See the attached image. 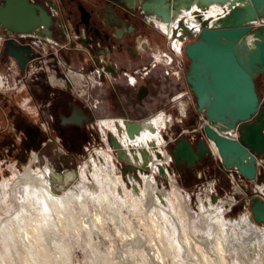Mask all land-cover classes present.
Instances as JSON below:
<instances>
[{
	"label": "rangeland",
	"instance_id": "1",
	"mask_svg": "<svg viewBox=\"0 0 264 264\" xmlns=\"http://www.w3.org/2000/svg\"><path fill=\"white\" fill-rule=\"evenodd\" d=\"M141 1L142 0H128V4L131 5L132 8H137L138 6H140ZM144 1L146 3H149L150 5H154V7L161 5L169 12H171V10H173V8L177 6V4L181 3L180 0H164L163 4H161V0ZM144 13L146 18L149 20L154 15L153 9L151 8L144 10ZM150 22L151 24L144 28V34L149 40L151 49L159 47L161 51H166L168 45L167 38L164 35V32L154 22H152L151 20ZM194 40V38L188 37L185 39V44L190 43ZM156 53L157 52H155V54ZM179 59L183 63V70L181 71V76L179 79H176L175 77L165 76L163 67L158 66L157 72H154L152 74V76L150 77L151 79L148 82L145 81L142 84L148 90L144 97H139V92L127 89L124 86H118V89L122 95V102L124 104L125 110L127 111V115L121 114L119 107L115 106V104L113 103V108L108 111L106 115L97 117V121L127 118L129 121H136L137 123H140L137 120L141 121L143 119H146L149 115L161 111L167 112L168 114H171L173 115V117L178 119L179 116L176 112V109L172 108L170 100L175 95L184 94L185 96L180 100L178 104L185 106L187 105L188 108L190 106V110L187 111L188 115L186 120H184L182 124H175L171 128V130L174 131V129L178 130L180 128L189 127L187 126L186 122L189 119L191 112H194L195 99L193 94L189 91V88L185 82V74L189 61L184 55V51L182 55L179 56ZM185 98L189 99L187 100ZM16 99L19 100L18 97ZM100 123L101 122H99V126ZM3 128H7V125L5 124V118L0 117V130H2ZM106 133V140H102L96 125L88 124L79 139L76 137V139L82 142L83 148L81 147L80 149L76 147L74 145L75 137H70L65 139L64 147L50 146L47 148H43L39 152L33 150L28 155V158L25 162H20L17 159H11L10 157L12 155L8 153L7 148L0 147V182L3 183L5 181H8L9 183H11L15 179L14 170L16 169L18 170V173H23L32 157L35 156L36 161L31 165V168L35 171H40L41 169L43 170L47 166V168L51 169L54 172V177L55 175L62 177L64 174L70 172L76 174L77 177L68 184L62 182V178L57 179L53 176L50 177V182L52 184V187L54 188V194H56L57 196H62L70 193L71 191L73 192L75 186L79 185L80 168L84 167L85 163L88 162L90 158L96 159L95 151L101 150L109 153V155L111 156V160L115 164L116 168L120 171L119 174L121 175L118 176L122 182V186L124 187V185H126L127 191H131L133 188L141 189L140 187H143V185L139 175L141 173L149 174V167L138 166L132 160L130 155H128L127 159H119L115 150L109 143V137L111 134L107 130ZM124 151L127 152L126 150ZM17 154L20 155L19 153ZM192 171L194 172V170ZM171 173L175 175L174 179L176 181V184L180 188L187 190L189 193H191L192 191H196L195 188L197 186L204 185V188L207 187V182H205L206 179L198 181V179L192 174V172L188 174L187 172H183L182 169L176 170L171 165ZM93 174V169H90L87 172V178L92 183L95 181ZM213 176L214 175H211L210 177L213 178ZM158 180H160V182H162L163 185L166 186V189H169V186L167 185L168 181L163 180L162 178H158ZM131 181L135 182L136 186H132L130 184ZM220 185L221 190L219 189V192H216L217 194L216 196H214L215 198H221L223 195H225V192H228L230 190L231 185L228 182L223 183L221 181ZM139 189L137 191V194H132L134 198H141V195L144 194L141 191L143 189H141L140 191ZM89 190H82L81 192L77 190L76 192H79L77 197L82 195L86 200L83 202L82 199H79L77 197L72 199L71 202L65 206L64 209H66L67 211L62 213L61 217V212H59L57 208H55L48 202V213L50 214L49 220L51 222L44 227H38V231L33 233L32 238L29 239L28 242L22 241L19 237L23 232V228L21 229L19 227H13V225H9L10 228H13L10 230H4L2 227H0V230L2 228V230L0 231V264H160L159 262H162V264H229V262H231V260L234 258H232L233 251L231 248L235 247L234 245L236 244L232 246L231 240L230 242L227 240L225 242L226 245L224 243V245H222L223 248L225 247L224 251L228 249L227 252L225 251L226 253H223L228 257H223V259L220 255L222 253L219 254V251L215 249L217 247L216 240L219 237L218 230H216L214 224H208V221L210 219L208 218L206 212L204 213V217H206L208 220L204 218V226L208 224V226L206 227L212 226L211 228H214L212 230L217 231H215L216 235H214V237H211L210 240L206 241L204 239V244L207 247H203L202 245H200L201 249L204 250V256L210 257V261L208 262L206 261L205 257H201L202 259L199 257V255L197 254L200 253L199 250L196 253V250L191 249L193 245H190L189 247L191 250L188 247L184 248L183 251L187 250L186 257L183 258L182 256H176V250L174 249V247L170 246V242L168 243V228L163 227V225L160 223L159 224L161 228L155 225L157 223L154 224V222H156V220L154 221L155 218L157 219V221L159 220L158 216H155L154 219H152L154 216L153 212L155 207L151 209L149 207V203L147 201L141 203V199H134L133 203V198H131L128 204L123 207L122 213H120L122 215L120 216V214L116 213V215L118 214V216L120 217L117 220L115 219V221H111L109 219L112 213L111 211L101 210L100 214L102 220L100 222H97V227L96 225L93 226L92 220H94L95 217V211L93 210V208L95 207V205H97L96 198L100 197L99 199H101V194L100 192L93 193L92 190V192H90ZM121 194L123 198L122 201H124L126 197L123 193ZM205 197L208 198L207 192ZM31 199H33L32 207H35L36 211H34L33 213L31 212L32 209H28L27 212H25L27 216L24 217L23 220V213L21 214L16 212L17 206L14 202L9 199L6 204L1 203L0 225H4V223L1 221L4 218H7L8 215L11 216L13 214H16L14 218L17 225L31 223V221H33V218H35L34 220H36L38 226H40L44 221L41 218V214H39V210L41 209V206H44V203L38 201L36 198H34V196H32ZM2 200L3 198L0 197V201ZM126 200L128 201L129 199ZM236 200L238 201V203L233 206L228 212L224 210L223 213L224 219L231 222L242 221V218L248 215V209L243 206V202L240 201L239 198H237ZM172 201L173 204H175L174 198L172 199ZM215 201L216 200L212 198L211 202L209 203L213 205ZM25 202H28L27 198ZM131 205H134L137 209ZM142 205H144L145 207L143 206V209H140L142 208ZM197 205V199L193 195L191 209L196 213H198ZM207 206L208 208H211L209 205ZM60 207L61 204L59 206V209ZM209 211L208 214H211L212 211ZM169 213L171 214L172 212ZM177 213V222L181 221V224L179 222L178 225H180L181 227H183L184 225L185 229L188 228L185 231V234H192V236L199 238L202 233L200 230L197 231V223H199L197 220V216L200 214H195L194 218L190 220L188 218V214L185 213L184 209H182L181 211L180 208ZM165 219L166 218H163V222ZM188 220L190 221L188 222ZM87 221L89 222L87 223ZM89 223L90 225L88 226ZM164 224L166 225L167 222ZM188 226L192 227V230H190L191 228ZM256 227H254L255 230L258 229L256 231L264 232V226L257 225ZM249 229L252 228L249 227ZM180 236H182L181 238L183 240V233H181ZM188 236L192 237L191 235ZM195 244L198 243L195 242ZM226 246H228L230 249ZM155 247H161L162 249L158 248L157 250ZM160 250H162V252ZM255 250L256 252H258V254L260 253V257L262 261H264L263 250H258L257 248ZM216 251H218V253ZM192 254L195 256L191 257ZM156 255H159V257ZM160 255L162 256L160 257ZM155 256L157 261L155 260ZM242 256L243 254L240 255V257ZM238 264L248 263L245 260L238 261Z\"/></svg>",
	"mask_w": 264,
	"mask_h": 264
},
{
	"label": "flooded vegetation",
	"instance_id": "2",
	"mask_svg": "<svg viewBox=\"0 0 264 264\" xmlns=\"http://www.w3.org/2000/svg\"><path fill=\"white\" fill-rule=\"evenodd\" d=\"M6 1L0 0V9ZM20 1L32 6L38 24L27 32L0 24V117L7 125L0 130V147L25 162L34 149L64 147L70 137L81 149L84 129L114 104L127 115L118 86L144 97L142 84L157 72L154 56L161 49H151L144 34L155 17L144 15V0L137 8L128 0ZM254 84L264 111V72ZM79 111L91 120L64 123ZM195 119L191 112L187 126ZM154 148L159 149L155 142L157 157Z\"/></svg>",
	"mask_w": 264,
	"mask_h": 264
},
{
	"label": "water",
	"instance_id": "3",
	"mask_svg": "<svg viewBox=\"0 0 264 264\" xmlns=\"http://www.w3.org/2000/svg\"><path fill=\"white\" fill-rule=\"evenodd\" d=\"M262 19L264 0H246L244 8L232 10L224 23L215 28H208L198 17L200 33L184 46L189 61L185 82L195 99L194 114L203 115L211 126L222 131L238 128L239 137L235 141L219 136L208 125L204 126V134L217 147L220 167L235 168L250 182L256 177V157L264 158V111L254 84L258 73L264 72V24L259 27L250 24ZM0 24L12 31L27 32L38 20L32 6L20 0H7L0 9ZM178 27L186 37L191 36L182 21ZM90 120L79 111L73 112L64 123L79 125ZM133 122H128L127 128L137 124ZM190 125H194L193 121ZM109 143L119 159L128 158L112 135ZM169 153L176 170L181 166L195 169L213 162L205 141L192 144L185 136L178 138ZM259 180L264 182V177ZM250 204L251 222L264 226V201L252 196Z\"/></svg>",
	"mask_w": 264,
	"mask_h": 264
},
{
	"label": "bare ground",
	"instance_id": "4",
	"mask_svg": "<svg viewBox=\"0 0 264 264\" xmlns=\"http://www.w3.org/2000/svg\"><path fill=\"white\" fill-rule=\"evenodd\" d=\"M180 1H181V3L177 4V6L174 7L173 10H171V12L167 11L166 8L162 7L161 5L154 7V5L149 4V5L144 7L145 10L150 9V8L153 9V13L155 15L153 20L157 21L159 24L155 23L154 21H152V22H154L163 32L167 33L168 35H172L173 38H175L177 42L179 40H182V36H183L182 31L178 30V22L179 21H182L184 23V26H185V28H187V30H192L194 27H196V25L199 22L198 17H200L201 20L205 21L207 24L209 23L211 26L217 27V26H220L224 23L226 16L228 14H230V12L232 10H235L236 8L243 5L242 2L241 1L238 2V0H180ZM163 2H164V0H161V4H163ZM174 33H175V35H173ZM143 120L144 121H142L140 123H137V124L135 123L134 127H132V128H127V126H125L124 132L121 131V129H120V127L122 126L121 121H119L118 127H117L116 125H109L110 123L113 122L110 119L109 120H98V123L101 122L99 127H100V130L102 131V133L105 134V129H108L109 133L113 137L118 139L121 148L123 150L127 151V152L124 151L125 154L130 155L132 160L135 162V164H137L138 166L149 167L151 169L150 174H146V173L142 174L141 173L139 175V177L142 181V185H143V187H140V188L143 190H141L139 188H133L131 191H127L126 185H124V187L122 186V182L118 176V175H121V174H119L120 171H119V169L116 168L115 164L111 160V156L109 155V153L100 150V151H95L96 159L90 158V160L85 163V166L80 168V170H79L80 183H79V185L75 186V189L73 190V192L71 191L68 194H65L62 196H57L56 194H54V192H53L54 188L52 187V184L50 182V177L51 176L54 177V175H53L54 172L51 169L47 168V166L45 169H43V170L41 169L40 171H35L34 169H32L31 165L33 164V162L36 161V157L34 156V157H32L31 161L27 165V168L24 169L23 173H18V170H16V169L14 170L15 179L11 183H9L8 181H5L3 183L0 182V197L3 198V200L0 201V206H1V203L6 204V202L10 199L17 206L16 212L21 213V214L23 213V215H22V220H23V218L27 216V214H25V212H27L28 209H32L31 212H33V213H34V211H36V208L32 207L33 206L32 205L33 199H31V198H32V196H34V198H36L38 201L44 203V206L43 207L41 206V209L39 210V212H40L39 214H41V218L43 219L44 222L40 226H38L36 220H34L35 218H33V221H31V223L18 224L19 225L18 226L15 223V218H14L16 214H13L11 216L8 215L7 218L3 219L1 222H3L5 226L3 224H1L0 227H2L4 230H10L13 227H19L21 229L23 228L22 229L23 232L22 233L20 232L21 234L19 233L20 234L19 237L21 238L22 241L28 242L29 239L32 238L34 232H37L40 227H44L45 225H47L48 223L51 222L49 220L50 214L48 213V207H49L48 202L50 204H52L55 208H57L59 212H61V215H60V217H61L62 213L67 211L66 209H64L65 206L68 205L72 199L77 197L79 192H81L82 190H89V189H91L93 191V193L100 192V194H101V199H99L100 197L96 198L97 199V201H96L97 205H95V207L93 208V210L95 211L94 212L95 217H94V220H92L93 226H95L96 224H98L97 222H100L102 220V217L100 214L101 210L111 211L112 213H111V216L109 219L111 221H115V219L117 220L122 215L120 213H122L123 207L128 204V202L131 200V198H133L132 199L133 203H134V199L135 200L141 199L140 200L141 203L147 201L149 203L150 208L153 209L155 207L154 212H153L154 215L156 213H161L160 214L161 218L162 219L166 218L164 220V223H166L167 221L170 223L171 221L169 220L168 217H169V215L171 217V214L168 211H166V212H167V214L169 213V215L164 214L161 212V210L157 211V209L162 208V207L169 208V209L172 208V210H174V214H176L177 212H176L175 207H174L175 204H173L171 198H174L175 200H179V196H178L179 188L175 184H171L170 189L159 188L158 181L155 179L153 173L157 170H160L159 166H162L165 162L168 161V156L166 155L165 151L163 150V146H164L163 140L160 138L159 134H156L151 130V128H153V125L156 126L157 129H159L160 127L162 128L163 126L166 125V120L163 118H157V119L151 118V119H143ZM132 123H134V122H132ZM153 142H155L157 147L159 145L158 150H159V153L162 154V156L164 157L163 161L158 160L157 157H155V155L152 153ZM152 156L155 157L156 162H153L154 158L152 159ZM90 169L94 170L93 177H94L95 181L93 183L90 182V180H88V178H87V172ZM76 177L77 176L75 173L70 172V173L64 174L62 177L55 175L54 178H57V179L62 178L61 181L68 184V183H71L72 180H74ZM130 184L132 186H136V183L133 181H131ZM129 187H128V189H129ZM138 189H139V191L141 190L142 193H144V194L141 195V198L140 197L134 198L132 196V194H134V195L137 194ZM77 190L79 192H76ZM91 190H89V191L92 192ZM121 193H123L125 195L126 199H129V200L127 201L125 199L124 201H122L123 198H122ZM128 197H130V198H128ZM26 198H27L28 202H25ZM77 198L82 199L83 202L86 200L85 197L82 195H80ZM188 200L189 199L187 197H184L182 200L183 201L182 202L183 203L182 208H184L185 211H186V209L189 210V207H188L189 201ZM60 204H61V207L59 209ZM134 205H131V206L135 207L136 205L135 206ZM144 205H142V208H140V209H143ZM203 205H204L203 202H201L200 207L202 209H204V213L206 212V214L208 215V218L210 219L208 221V224L210 225L211 223L212 224L214 223L215 224L214 226H216L215 227L216 230H218V236L219 237L216 240L217 241L216 242L217 247L216 246H214V247H216L215 249H217L219 251V254L220 253L223 254V253H226L228 251V249H226L225 250L226 252H225L224 251L225 247L223 248L222 245H224L227 240L229 242L231 240V244H236V245H234L235 247L232 248L233 249L232 251L236 253V255L238 256V258L240 260H241L240 255L244 254L246 256V258L250 261V264H264V261H262V259L260 257V253L258 254V252H256V250H255L256 248L258 250L259 249L263 250V255H264V232H259V231H256L255 229H249V227H255V226L250 225L251 219H250L249 215L242 218V221L231 222V221L224 219V217H223L224 210H226V208L224 207V202H222L219 207H213V205H210V207L213 209L211 214H208L210 211L205 209V206L203 208ZM139 207H138V209H139ZM149 207H147V208H149ZM182 208H181V211H182ZM138 211H140V210H138ZM142 211H144V210H142ZM116 213L120 214V216H118V214L116 215ZM204 218H206V217H204ZM189 221L190 220H188V222ZM88 222L89 221H87V223ZM90 223L88 224V226L90 225ZM152 223H153V221H152ZM177 223H179V222H177ZM208 224H206V226H208ZM9 225H13V227L10 228ZM96 227H97V225H96ZM188 227H190V226H188ZM234 227H236V228H234ZM2 228H1V230H2ZM166 228H168V227H166ZM190 228H191L190 230H192V227H190ZM187 229L184 228V225H183V227H181V230L184 233H186L185 231ZM190 230H189V232H190ZM215 231L211 230V229L208 230L207 238H209V240L211 237H214V235H216ZM176 233H177V235L176 234H173V235L177 236V239H172L171 234L169 232L168 243L170 242V246L174 247V249L176 251H180V250H183L184 248H186V245L189 243L191 238L189 239V237L186 236L187 235L186 234L183 238V241H181L179 238L180 232L177 229H176ZM188 235L192 236V234H188ZM232 240L233 241L235 240L234 241L235 243ZM227 245H228V243H227ZM204 246H206V245L204 244ZM161 247H158V248L160 249ZM226 247H228V246H226ZM155 248L158 250L157 247H155ZM155 248H153V249H155ZM160 251L162 252V250H160ZM218 251H216V252L218 253ZM222 251H224V252H222ZM163 253H164V251H163ZM156 256L159 257V255H156ZM156 256H155V260H156ZM161 256L162 255H160V257ZM159 263L162 264V262H159Z\"/></svg>",
	"mask_w": 264,
	"mask_h": 264
},
{
	"label": "built area",
	"instance_id": "5",
	"mask_svg": "<svg viewBox=\"0 0 264 264\" xmlns=\"http://www.w3.org/2000/svg\"><path fill=\"white\" fill-rule=\"evenodd\" d=\"M241 1L243 5H241L238 8H244L245 6V2L246 0H238V2ZM207 24V23H206ZM254 27H259L261 25L264 24V19L262 20H254L251 21V23ZM201 21L199 20L198 24L196 25V27H194L192 30H188L190 33V37L196 39L197 35L200 33L201 30ZM208 28H215L214 26H211L209 23L207 24ZM187 29V28H186ZM178 30L182 31L183 34V29L178 27ZM164 35L167 38V45L168 48L166 49V51H160L158 54H156L154 56V66L158 68V66L163 67L164 69V74L167 77H175L176 79H179L181 76V71L183 70V63L182 61L179 59V56L182 55L183 51H184V46H185V39L188 38L186 37L184 34L182 36V40H179L178 42L176 41L175 38H173L172 35H168L167 33L164 32ZM185 95L181 94V95H175L174 97L171 98V105L172 108L176 109V112L178 114V119H176L175 117H173V115L168 114L167 112H157L154 114L149 115L146 119H157V118H163L166 120V125L163 126L162 128L160 127L159 129L156 128V126L153 125V128H151V130L156 133L159 134L160 138L163 140L164 142V146H163V150L165 151L166 155L168 156V161L165 162L162 166H159L162 170L163 173H160V170H157L153 173L155 179L158 181L159 184V188H164L166 189V186L163 185V183L160 182V180H158V178H162L163 180H167L168 183L167 185L169 186L170 189V185L171 184H175L178 188V196H179V200H175L174 199V207L176 212H178V210L180 208H182L183 205V198L187 197L189 200V210L186 209V213L189 215L188 218L190 220H192V218L195 216V214H200L197 216V220L199 223H197L198 225V230L197 231H201L202 235L198 237H189L188 235H186L182 230L180 225H178L177 223V218L176 216L178 215V213L174 214L172 209L169 208H159L157 209V211L161 210L162 213L167 214L166 211L168 212H172L171 213V218H169V220L171 221L170 223L167 221V225L164 224L163 219L161 218V213H156V216H158V221L155 217V215L153 216L154 221L156 220L155 224L156 226L160 227L161 221H162V225L163 227L167 226L168 227V232H170L171 234V238L172 239H177V236H174L173 234H176V229L180 232L179 233V238L181 241L182 238L180 236L181 233H183V238L184 236H188L190 241L189 243L186 245V247H190V245L192 246L191 249L199 250L200 253H197L199 255V257H205L206 261H210V257L204 256V250L201 249L200 245H202L204 247V239L206 241L209 240V238H207V233L209 229H213L210 227H204V209H202L201 206V202H203L204 206L206 207L205 209L207 210H213L212 208H208L207 205H212L209 202H211L212 198L215 201V205L213 204V207H219L221 205L222 202H224V207L226 208V212H228L233 206H235L238 201L236 200L237 198L240 199V201L243 202V206L245 208L248 209V215L251 217V212H250V198L252 196L257 197L260 200L264 201V182L260 181L259 178L264 177V158L262 156H258L255 159V166H256V177L254 181H248L246 178H244L243 176H241L237 170L234 168L231 169H224L220 167V157L218 154V150L217 147L214 143L213 140L208 139L206 137V135L204 134V126L208 125L210 126L214 132H216L219 136H222L224 138L230 139V140H237L239 137V130L237 127L233 128V129H228L225 131L219 130L217 127L211 126L209 124V122L204 118L203 115H197L196 119H195V123L193 126L191 127H186V128H180L178 130L172 131L171 128L175 125V124H182L184 120H186L187 118V111L190 110V106L188 108V106L186 105H179L178 103L180 102L181 99H183ZM185 99H189V98H185ZM113 122L110 123L109 125H116L118 127V123L119 121H121L122 126L120 127L121 131H125V126H127L128 122H130L127 118H116V119H110ZM138 122H142L144 120H137ZM96 127L100 133V137L102 138V140H106L107 138V134H106V130L109 131L108 129H105V134L102 133V131L100 130L99 127V123L98 121L96 122ZM111 132V131H110ZM185 136L188 138V140L192 143V144H196L198 140H203L206 142V145L208 147L209 153L211 155V158L213 160V162L217 163L219 165V172L222 174V176L225 178L226 182H228L231 186H230V190L228 192H225V195H223L221 198H215L214 196H216V192H219V189L221 188L220 186V179L219 178H209L206 179L205 182H207V187L204 188V185H200L197 186L195 188L196 191H192L191 193H189L187 190H184L183 188H180L175 181V175L171 173V165H173V161H172V157L169 153V147H171L172 145H174L179 137ZM116 140L118 141V139L116 138ZM119 142V141H118ZM158 149L154 148V152H156L158 154L157 159L160 161L164 160V157L162 156V154H160L159 152H157ZM33 155V153H32ZM154 158V159H153ZM153 162H156V159L154 156H152ZM159 165V164H158ZM150 169V168H149ZM150 173H151V169H150ZM149 173V174H150ZM209 180V181H207ZM221 190V189H220ZM205 191V192H204ZM206 192L208 193V198L205 197ZM194 195V197L197 199V210L198 213H196L195 211H193L191 209V205H192V196ZM173 198H171L172 200ZM173 202V201H172ZM152 209V208H151ZM184 209V208H182ZM156 210V209H155ZM153 211V210H152ZM191 214V215H190ZM169 215V213L167 214ZM180 222V221H179ZM160 223V224H159ZM181 223V222H180ZM214 224V223H213ZM215 225V224H214ZM251 226H257V224H255L254 222H250ZM194 226V225H193ZM263 226V225H262ZM216 227V226H215ZM166 228V227H165ZM258 228V227H257ZM205 230V231H204ZM205 235V237H204ZM195 242H197L198 244H195ZM234 244H232L233 246ZM232 249V248H231ZM184 250V249H183ZM176 251V255L177 256H183L185 257L187 255V250L186 251ZM233 250V249H232ZM183 253V254H182ZM221 257H228L226 254H220ZM195 255L192 254L191 257H194ZM220 257V256H219ZM234 257V258H233ZM232 260L231 262H229V264H238V261H247L248 264H250V261L246 258V256L243 254V256L241 257V260L238 258V256H236V253L233 252L232 254ZM202 259V258H201ZM221 259V258H220ZM226 264V263H225Z\"/></svg>",
	"mask_w": 264,
	"mask_h": 264
},
{
	"label": "crops",
	"instance_id": "6",
	"mask_svg": "<svg viewBox=\"0 0 264 264\" xmlns=\"http://www.w3.org/2000/svg\"><path fill=\"white\" fill-rule=\"evenodd\" d=\"M192 174L199 180L208 179L211 175L213 178H220V182H226L225 178L219 172V165L215 162H206L204 164L198 165ZM211 178V177H210Z\"/></svg>",
	"mask_w": 264,
	"mask_h": 264
},
{
	"label": "trees",
	"instance_id": "7",
	"mask_svg": "<svg viewBox=\"0 0 264 264\" xmlns=\"http://www.w3.org/2000/svg\"><path fill=\"white\" fill-rule=\"evenodd\" d=\"M34 150H35V151H38V152L40 151V149H39V148H38V149L36 148V149H34ZM172 166L174 167V165H172ZM174 168H175V167H174ZM187 173H188V174H190V171H189V170H187Z\"/></svg>",
	"mask_w": 264,
	"mask_h": 264
}]
</instances>
